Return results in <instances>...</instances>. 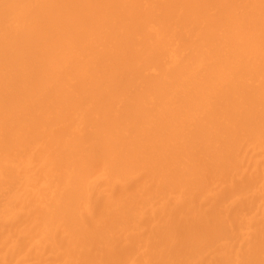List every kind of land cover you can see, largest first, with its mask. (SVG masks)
Instances as JSON below:
<instances>
[{
	"label": "bare ground",
	"instance_id": "6f19581e",
	"mask_svg": "<svg viewBox=\"0 0 264 264\" xmlns=\"http://www.w3.org/2000/svg\"><path fill=\"white\" fill-rule=\"evenodd\" d=\"M0 264H264V0H0Z\"/></svg>",
	"mask_w": 264,
	"mask_h": 264
}]
</instances>
